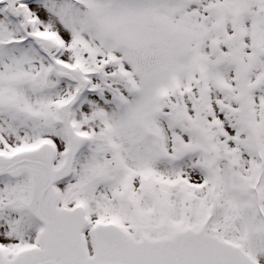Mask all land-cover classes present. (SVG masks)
<instances>
[{
  "label": "snow or ice",
  "instance_id": "snow-or-ice-1",
  "mask_svg": "<svg viewBox=\"0 0 264 264\" xmlns=\"http://www.w3.org/2000/svg\"><path fill=\"white\" fill-rule=\"evenodd\" d=\"M0 264H264V0H0Z\"/></svg>",
  "mask_w": 264,
  "mask_h": 264
}]
</instances>
